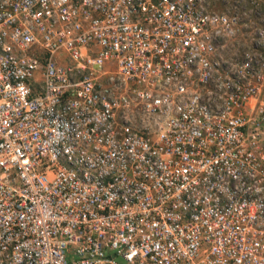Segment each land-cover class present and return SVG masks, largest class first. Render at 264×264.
Here are the masks:
<instances>
[{
    "label": "built area",
    "instance_id": "1",
    "mask_svg": "<svg viewBox=\"0 0 264 264\" xmlns=\"http://www.w3.org/2000/svg\"><path fill=\"white\" fill-rule=\"evenodd\" d=\"M264 2L0 0V264H264Z\"/></svg>",
    "mask_w": 264,
    "mask_h": 264
},
{
    "label": "rangeland",
    "instance_id": "2",
    "mask_svg": "<svg viewBox=\"0 0 264 264\" xmlns=\"http://www.w3.org/2000/svg\"><path fill=\"white\" fill-rule=\"evenodd\" d=\"M251 1L253 0H207V3H208V9L211 10L212 12L231 15L234 12H237L239 14V11L242 7L245 8V11L249 10ZM254 1H258L260 4L264 2V0H254ZM252 21H254V23L257 22V20H253V19ZM261 23L264 26V20ZM248 27L253 29L254 26L253 24H249V26L241 28L238 33H240L243 29L249 30ZM253 32H254V29H253ZM249 38H251V34L249 35ZM229 43H226L225 46L227 47L234 46L238 48V50L245 47V46H242L240 43H236V44L234 42H232L231 44ZM246 45L250 46V41H248ZM223 52H225V50Z\"/></svg>",
    "mask_w": 264,
    "mask_h": 264
},
{
    "label": "crops",
    "instance_id": "3",
    "mask_svg": "<svg viewBox=\"0 0 264 264\" xmlns=\"http://www.w3.org/2000/svg\"><path fill=\"white\" fill-rule=\"evenodd\" d=\"M253 20H257V22L256 23H254V21H253V29H254V32H253V29L252 28H249V30H245V29H243L240 33V35H238V36H236V38H234V39H232V40H230V41H228V43L229 44H231L232 42H234L235 44L236 43H240L242 46H245V47H247V43H248V41H250L251 40V38H249V35L251 34V37H252V33H255V31H256V29H258V28H261L263 25H262V21H260V19L258 20V19H253ZM247 28V29H248ZM251 29V30H250ZM241 46V47H242ZM238 48H236V47H234V46H231V47H227V49L225 50V52H223L226 56H228V57H232V56H234V54H235V52H236V50H237Z\"/></svg>",
    "mask_w": 264,
    "mask_h": 264
}]
</instances>
